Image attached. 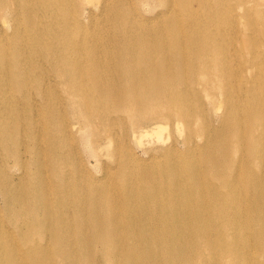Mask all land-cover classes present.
Returning a JSON list of instances; mask_svg holds the SVG:
<instances>
[{"label": "bare ground", "instance_id": "1", "mask_svg": "<svg viewBox=\"0 0 264 264\" xmlns=\"http://www.w3.org/2000/svg\"><path fill=\"white\" fill-rule=\"evenodd\" d=\"M241 5L0 0V264H264V29ZM165 125L182 150L137 161Z\"/></svg>", "mask_w": 264, "mask_h": 264}, {"label": "rangeland", "instance_id": "2", "mask_svg": "<svg viewBox=\"0 0 264 264\" xmlns=\"http://www.w3.org/2000/svg\"><path fill=\"white\" fill-rule=\"evenodd\" d=\"M245 6L241 5V13L245 14L248 13L249 15H252L255 17L256 21L258 22V26L262 27L264 29V25L260 22V16L264 18V0H243ZM238 21H240V17L237 18ZM238 45L237 42L234 45V49L238 51ZM264 50V46L262 47ZM240 53V52H239ZM248 73V72H247ZM48 74L52 77V80H49L47 82V89L52 90H58L59 85L57 84V78L56 76H52L51 72H48ZM239 77L240 74H237ZM243 76V75H242ZM247 74H245V77ZM60 91V90H59ZM213 118L216 121V124H218V111L217 113H213ZM183 134V133H181ZM176 141V144L178 147L176 149L182 150V142H181V137L180 135L173 136V133H170V130L168 127H164L163 129V138L156 141L155 138H153V135H146L141 138L140 141H130V149L132 150L134 156L136 157L137 161H142L145 157L148 156V148H156V147H161V151L158 150V148L154 149V154H159L162 156V159L166 158L167 154L164 151L167 146H169L172 143V140ZM196 141H200V136H196L195 138ZM88 144V143H87ZM80 146L78 148L79 150V155L78 157L83 160V162L87 165L88 170L94 174L101 176L104 171L103 168L100 166V160L104 161L107 160L108 162H113L111 157L109 156V152H104L101 147H98L99 154L98 155H91L89 152V146ZM163 149V150H162ZM152 151V152H153ZM80 160V161H81ZM82 162V161H81ZM147 169L146 166L142 167L140 169L141 172H144Z\"/></svg>", "mask_w": 264, "mask_h": 264}]
</instances>
